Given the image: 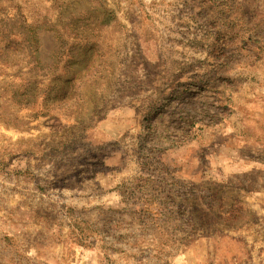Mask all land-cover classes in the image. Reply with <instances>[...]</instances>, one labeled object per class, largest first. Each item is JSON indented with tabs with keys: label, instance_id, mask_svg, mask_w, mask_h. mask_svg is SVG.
Segmentation results:
<instances>
[{
	"label": "rangeland",
	"instance_id": "374dc122",
	"mask_svg": "<svg viewBox=\"0 0 264 264\" xmlns=\"http://www.w3.org/2000/svg\"><path fill=\"white\" fill-rule=\"evenodd\" d=\"M0 235V264H264V0H0Z\"/></svg>",
	"mask_w": 264,
	"mask_h": 264
},
{
	"label": "crops",
	"instance_id": "0c3cea01",
	"mask_svg": "<svg viewBox=\"0 0 264 264\" xmlns=\"http://www.w3.org/2000/svg\"><path fill=\"white\" fill-rule=\"evenodd\" d=\"M9 235V234H8ZM4 238V235H0V239Z\"/></svg>",
	"mask_w": 264,
	"mask_h": 264
}]
</instances>
